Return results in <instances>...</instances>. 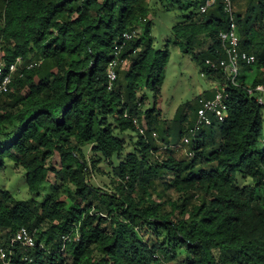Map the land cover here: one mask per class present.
<instances>
[{"label":"clouds","instance_id":"9594fccd","mask_svg":"<svg viewBox=\"0 0 264 264\" xmlns=\"http://www.w3.org/2000/svg\"><path fill=\"white\" fill-rule=\"evenodd\" d=\"M0 264H264V0H0Z\"/></svg>","mask_w":264,"mask_h":264},{"label":"trees","instance_id":"16d2710c","mask_svg":"<svg viewBox=\"0 0 264 264\" xmlns=\"http://www.w3.org/2000/svg\"><path fill=\"white\" fill-rule=\"evenodd\" d=\"M97 27H99V25H97ZM202 216H203V214H202Z\"/></svg>","mask_w":264,"mask_h":264}]
</instances>
